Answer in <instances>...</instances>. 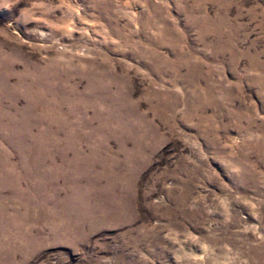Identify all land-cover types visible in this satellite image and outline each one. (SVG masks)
<instances>
[{
	"label": "rangeland",
	"instance_id": "1",
	"mask_svg": "<svg viewBox=\"0 0 264 264\" xmlns=\"http://www.w3.org/2000/svg\"><path fill=\"white\" fill-rule=\"evenodd\" d=\"M0 264H264V0H0Z\"/></svg>",
	"mask_w": 264,
	"mask_h": 264
}]
</instances>
